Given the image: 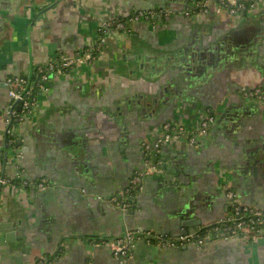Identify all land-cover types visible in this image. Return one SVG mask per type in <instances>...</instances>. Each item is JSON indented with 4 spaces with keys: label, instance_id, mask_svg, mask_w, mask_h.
I'll return each mask as SVG.
<instances>
[{
    "label": "crops",
    "instance_id": "obj_1",
    "mask_svg": "<svg viewBox=\"0 0 264 264\" xmlns=\"http://www.w3.org/2000/svg\"><path fill=\"white\" fill-rule=\"evenodd\" d=\"M191 2L0 0V155L6 148L21 154L26 177L50 183L44 191L0 185V264L40 257L57 264H264V242L161 249L142 238L125 262L100 243L127 231L177 238L209 227L228 214L226 187L264 207V103L241 94L264 87V2L243 15L212 9L197 20L180 14ZM162 6L180 15L154 26L127 20L134 10ZM119 21L125 28L100 31ZM228 46L230 54H221ZM83 49L94 59L52 74L32 117L12 119L18 143L6 147L5 118L15 104L8 79L33 80L39 65ZM187 49L199 53L201 69L190 77L173 65ZM207 108L216 122L197 147L165 148L166 169L146 177L127 214L111 203L144 168L142 142L156 127L176 121L194 129ZM73 141L79 150L70 155ZM5 162L2 156L0 176H13Z\"/></svg>",
    "mask_w": 264,
    "mask_h": 264
},
{
    "label": "built area",
    "instance_id": "obj_2",
    "mask_svg": "<svg viewBox=\"0 0 264 264\" xmlns=\"http://www.w3.org/2000/svg\"><path fill=\"white\" fill-rule=\"evenodd\" d=\"M191 8L181 12L184 17L198 19L208 15L212 9H226L230 14H246L254 12L264 0H191ZM171 9H152V10H134L127 14L128 22H147L149 25L163 24L162 22L170 20L174 15H180ZM159 22V23H158ZM115 24V29L125 28L122 21L103 23L100 31L107 33L108 28ZM103 40V38L101 39ZM100 40V41H101ZM105 41V39H104ZM94 59L90 51L78 52L74 56L62 55L59 64L49 63L46 68L38 67L36 75L38 81L30 83L28 78H9L7 85L11 99L15 104H11L7 111L6 123L11 124L13 118L24 121L29 118L37 106V92L45 91V83L49 80V72H65L76 62L85 63ZM242 96L247 99H254L264 103V87L244 88ZM19 103L20 112L15 109ZM216 122V115L208 111L197 127L187 128L183 125H175L170 121L166 122L162 130L143 143L144 168L136 171L129 179V183L124 190L119 191L110 201L121 211L126 213L136 204L138 194L144 188V181L149 174L154 173L162 164L161 160L155 158L161 153L162 147L166 144L184 143L187 146L197 147L200 139L210 134L211 126ZM11 131V130H10ZM17 151V150H16ZM17 164H15V176L19 185L24 187H34L43 191L47 187V181L40 179L38 181H29L23 176V170L20 169L18 162L22 157L17 153L14 155ZM0 184H12L10 178H0ZM225 196L228 200V214L213 225L206 227L203 234L199 235L196 231L193 234L180 235L177 238H170L166 235L152 234L150 231H127L123 236L113 241H101V244L110 246L114 257L123 262L132 256V249L136 242L145 238L161 249L180 248L187 245H196L201 247L209 240H241L248 244H260L264 242V207L253 206L240 200L238 193L230 187H226ZM35 264H57L56 259H47L40 257Z\"/></svg>",
    "mask_w": 264,
    "mask_h": 264
},
{
    "label": "water",
    "instance_id": "obj_3",
    "mask_svg": "<svg viewBox=\"0 0 264 264\" xmlns=\"http://www.w3.org/2000/svg\"><path fill=\"white\" fill-rule=\"evenodd\" d=\"M171 9V10H174L173 9V7H170V6H162V7H158V8H154V9ZM50 9V7H48L46 10H44V12L43 13H45L46 11H48ZM175 11V10H174ZM42 13V14H43ZM243 15V14H242ZM101 27V26H100ZM108 30H109V28H108ZM110 32V30L107 32V35H108V33ZM220 47V44L218 43V48ZM229 47V46H228ZM230 48V47H229ZM233 50V47H231L230 49H227V52L226 53H223V51L222 50H220L221 51V54H224L225 56L226 55H228V54H230V52ZM62 55H68V54H66V53H62L61 54V56ZM70 56V55H69ZM198 56H199V53L197 52V51H195L194 49L193 50H191L190 52H189V49H187V50H184L183 52L181 51H179L175 56H173V58H174V63L175 64H173V65H177V67H178V69H177V73H178V75L181 73V75H186V76H191L194 72H195V70L197 69L198 70ZM215 56H217V55H213V54H211V59L213 60V57L215 58ZM218 58H220V56L218 57ZM165 62V61H164ZM174 66V68H176ZM171 66H169L168 68H170ZM164 69H166V68H164ZM201 69L199 68V71H200ZM182 71H183V73H182ZM167 84V83H166ZM165 91H166V89H165ZM26 120V119H25ZM19 120H16V123L18 122ZM14 126V121L13 122H11V124L9 125V126H7V129H6V134H8V131L12 128ZM73 152L72 151H70V155H72V154H74L75 155V153L79 150V144L77 143V142H75V141H73ZM185 145V144H184ZM174 146V144H166V145H164L163 147H162V149H163V158L161 159V162H162V164H160V166H159V169H166V167H167V160H166V158H164V149L165 148H167V149H169V150H171V147H173ZM6 147H8V144L6 143ZM161 152H162V150H161ZM161 154V153H160ZM2 156H4V160L6 161L4 164H5V166H6V163H7V160L9 159V161L11 160V157H10V154H8V149L6 148V150H5V152L3 153V155ZM13 166V165H12ZM20 169H21V167H20ZM22 170V169H21ZM23 174H24V171H23ZM11 176V175H10ZM3 177H4V175H3ZM7 177H9V176H7ZM16 178V177H15ZM0 185H2V184H0ZM131 210H133V208L132 209H130L129 211H127L126 212V214L128 213V212H130ZM195 232V231H194ZM113 241L114 239H111V240H106V239H102V241ZM112 249V248H111Z\"/></svg>",
    "mask_w": 264,
    "mask_h": 264
},
{
    "label": "flooded vegetation",
    "instance_id": "obj_4",
    "mask_svg": "<svg viewBox=\"0 0 264 264\" xmlns=\"http://www.w3.org/2000/svg\"><path fill=\"white\" fill-rule=\"evenodd\" d=\"M115 24H113V26H114ZM112 26V27H113ZM125 27V26H124ZM102 38H104V36H102ZM101 38V39H102ZM104 39H106V38H104ZM86 51H90V50H88V49H83V50H78L77 51V53L78 52H83V53H85ZM62 57V56H61ZM49 63H55V64H59L60 62L59 61H55V60H51ZM49 63H47V64H45V65H39L38 67H43V68H46L47 66H48V64ZM37 67V68H38ZM71 68V67H70ZM70 68H68V69H70ZM67 69V70H68ZM36 71H37V69H36ZM36 71H35V76L36 77H38L37 75H36ZM52 74H54V72H49L48 73V76H49V80L45 83V85H46V87L48 88V83H50V80H51V77H52ZM28 80H29V82L30 83H33V82H35V81H33V80H30L29 78H28ZM40 92H42V91H38L36 94H37V97H38V94L40 93ZM208 111H210L211 113H214V110H212V109H210V108H207L206 110H205V112H203V114H201V116H200V118H199V121L196 123V125H195V127H197V125H199V123L201 122V120L203 119V117L208 113ZM215 114V113H214ZM216 115V114H215ZM32 117V116H31ZM6 119V118H5ZM13 119H15V120H19V119H17V118H13ZM28 119V118H27ZM26 119V120H27ZM13 122V121H12ZM166 122H168V121H166ZM165 122V123H166ZM171 123H173V124H177V125H183L182 123L180 124V123H178V122H176V121H170ZM165 123H163L162 125H160V126H158V127H156L155 128V131H154V135H156L158 132H160L161 130H162V127H163V125L165 124ZM183 126H185V125H183ZM185 127H187V128H190V127H188V126H185ZM11 130V129H10ZM8 131V137L9 136H11V139L9 140L8 139V137H7V141H6V143L8 144V147H12V146H14L15 144H17L18 143V140H17V137L15 136V134L14 133H12L11 131ZM203 138V137H202ZM201 138V139H202ZM201 139H200V141H201ZM149 139H147L146 141H144V142H142V148H143V143H145V142H147ZM199 141V142H200ZM199 144V143H198ZM17 150V149H16ZM143 150V149H142ZM1 157H2V155H0ZM21 159V158H20ZM0 160H1V158H0ZM11 161V160H10ZM20 161V160H19ZM11 164L14 166V169H16L15 168V164H17V162H13V161H11ZM18 165H19V167H21L20 166V164H19V162H18ZM15 173H16V170H15ZM15 173L13 174V176H9L8 178H10L11 179V181H12V183H14L15 182V180H17L18 181V179L17 178H15L16 176H15ZM23 176L26 178V179H28L27 177H26V175H25V173L23 174ZM0 178H5V176L3 177V176H0ZM42 179H44V178H42ZM29 181H38V180H30V179H28ZM45 180L47 181V187H46V189L50 186V183H49V181L45 178ZM16 184H19V183H16ZM29 187V186H28ZM34 188V187H33ZM45 189V190H46ZM40 191V190H39ZM44 191V190H43ZM117 194V193H116ZM115 194V195H116ZM135 206V205H134ZM133 206V207H134Z\"/></svg>",
    "mask_w": 264,
    "mask_h": 264
},
{
    "label": "trees",
    "instance_id": "obj_5",
    "mask_svg": "<svg viewBox=\"0 0 264 264\" xmlns=\"http://www.w3.org/2000/svg\"><path fill=\"white\" fill-rule=\"evenodd\" d=\"M127 20H128V19H127ZM38 80H39V79H38V77H36V76H35V78L33 79V81H35V82L38 81ZM17 110H18V108H17ZM8 139L10 140V139H11V136H9ZM0 158H1V156H0ZM162 158H163V149H162L161 154H159V155L156 156L155 160L158 161V160H161ZM15 183H19V181L15 180ZM204 230H205V228L202 229V230H200V231L198 232V234H199V235H202L203 232H204Z\"/></svg>",
    "mask_w": 264,
    "mask_h": 264
},
{
    "label": "rangeland",
    "instance_id": "obj_6",
    "mask_svg": "<svg viewBox=\"0 0 264 264\" xmlns=\"http://www.w3.org/2000/svg\"><path fill=\"white\" fill-rule=\"evenodd\" d=\"M11 161L16 162L17 159H15L14 153H10Z\"/></svg>",
    "mask_w": 264,
    "mask_h": 264
}]
</instances>
